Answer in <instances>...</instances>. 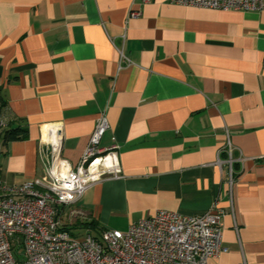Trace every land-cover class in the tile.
<instances>
[{"label":"crops","instance_id":"obj_1","mask_svg":"<svg viewBox=\"0 0 264 264\" xmlns=\"http://www.w3.org/2000/svg\"><path fill=\"white\" fill-rule=\"evenodd\" d=\"M101 113L108 128L98 146L118 147L122 177L61 208L67 228L124 232L159 210L200 215L216 204L225 251L208 264H264V10L0 0V132H27L0 140V182L40 176L55 130L61 167L75 168Z\"/></svg>","mask_w":264,"mask_h":264},{"label":"built area","instance_id":"obj_2","mask_svg":"<svg viewBox=\"0 0 264 264\" xmlns=\"http://www.w3.org/2000/svg\"><path fill=\"white\" fill-rule=\"evenodd\" d=\"M144 3L148 0H142ZM184 6L213 10L261 11L264 0H171ZM130 12V17L139 16ZM119 63H129L117 48ZM3 125V124H2ZM108 128L104 113L97 119L79 164L62 168L60 132H48L42 173L20 185L0 182V264H208L225 251L221 246L225 211L216 204L200 215L159 210L127 231L104 229L98 236L73 237L61 208L76 204L83 193L105 178L122 177L117 146L100 148ZM226 183L231 195L235 181L229 140ZM221 165L222 161L217 162ZM80 215L72 211L70 216ZM235 229L237 226L235 224Z\"/></svg>","mask_w":264,"mask_h":264},{"label":"trees","instance_id":"obj_3","mask_svg":"<svg viewBox=\"0 0 264 264\" xmlns=\"http://www.w3.org/2000/svg\"><path fill=\"white\" fill-rule=\"evenodd\" d=\"M27 137V132L22 129L19 125L12 126L7 125L6 127L2 128L0 132V140L3 145H6L7 143L11 141H17V140H24ZM93 226L92 230H96L95 224H91ZM66 229L69 230V228L66 227Z\"/></svg>","mask_w":264,"mask_h":264},{"label":"rangeland","instance_id":"obj_4","mask_svg":"<svg viewBox=\"0 0 264 264\" xmlns=\"http://www.w3.org/2000/svg\"><path fill=\"white\" fill-rule=\"evenodd\" d=\"M69 231H70V233H71V235L73 236V237H76V238H80V237H83L84 235H86L87 233H86V231H85V229H82V228H80V227H70L69 228ZM90 234H95V235H99L96 231H94V232H91Z\"/></svg>","mask_w":264,"mask_h":264},{"label":"water","instance_id":"obj_5","mask_svg":"<svg viewBox=\"0 0 264 264\" xmlns=\"http://www.w3.org/2000/svg\"><path fill=\"white\" fill-rule=\"evenodd\" d=\"M61 147H62V143H61Z\"/></svg>","mask_w":264,"mask_h":264}]
</instances>
